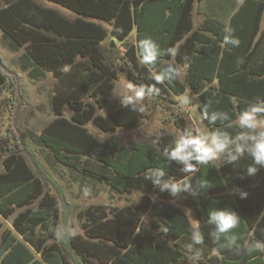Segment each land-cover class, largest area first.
<instances>
[{"label": "trees", "instance_id": "1", "mask_svg": "<svg viewBox=\"0 0 264 264\" xmlns=\"http://www.w3.org/2000/svg\"><path fill=\"white\" fill-rule=\"evenodd\" d=\"M48 1L74 12L76 18L35 0H13L0 8V29L13 46H25L33 70L48 69L57 79L52 99L57 117L41 130L40 137L64 165L82 169L118 193L140 191L144 199L135 206L116 208L110 218L84 224V235L77 234L66 243H50L57 239L52 229L60 224V203L46 192V183L27 157L9 149L7 140H0V230L4 219L23 208L12 226L3 229L0 264H181L187 262L188 253L197 255L202 264H264V252L254 248L256 241L264 243V167L257 166V174L248 176L250 156L218 167L197 165L198 171L189 179L193 184L203 180L210 187L198 198L188 192L173 197L145 179L149 168H162L166 179L184 178L183 165L166 155L175 140L172 134L155 136L156 144L137 141L125 145L115 135L100 140L86 127L93 122L105 132H113L116 126L137 128L143 115L123 106L111 111L108 119L98 113L118 78L101 48L109 31L93 20L98 19L112 25L111 34L122 43L136 31V43L126 50L140 77L136 80L130 75L136 86L155 85L160 97L181 95L190 87L201 100L202 118L205 107L209 114L216 111L229 116L228 121L215 124L203 118L210 131H227L235 137L240 131L239 115L249 104L264 101V0ZM195 6L203 16L198 25ZM225 27L240 40L238 47L223 44ZM145 38L160 48L153 66L142 65L138 58L136 45ZM173 47L175 57L166 54ZM169 65L186 66L185 80L179 77L155 84L149 78L153 70L160 72ZM65 66L67 71L61 72ZM0 70V83L10 79L15 84L11 73ZM87 97H94L95 103L86 102ZM67 107L72 110L70 117L65 115ZM177 124L186 129L183 118ZM235 189L247 192V198L242 199ZM184 194L189 195L187 203L196 211L204 236V243L192 250L187 248L193 228L188 216L163 201ZM150 209L162 219L167 233L153 232L143 224L139 212ZM214 209H229L239 216L238 226L221 236L219 243L210 237L214 226L207 224L208 213ZM231 236L237 237L243 249L240 254L229 250Z\"/></svg>", "mask_w": 264, "mask_h": 264}, {"label": "rangeland", "instance_id": "2", "mask_svg": "<svg viewBox=\"0 0 264 264\" xmlns=\"http://www.w3.org/2000/svg\"><path fill=\"white\" fill-rule=\"evenodd\" d=\"M10 1L13 0H0V8L6 6ZM35 1L43 7L59 11L68 18L74 19L77 16L74 12L51 1ZM202 19V16L198 15L195 10L197 25ZM93 20L102 24L109 31V36L101 43V48L105 54L106 62L118 71V78L113 80L114 89L109 101L103 108L98 109V113L108 119L111 111L122 106L115 94L129 83L135 85L130 75L136 80L140 79L126 53L127 48L136 43V31H133L122 43L111 34L112 25L102 20ZM11 41V38L0 29V60L17 74L19 80L18 91L16 78L12 73L15 84L9 82L10 79L0 83V140H7L9 149L23 153L27 157L31 167L46 183V192L57 198L60 203L59 227L69 226L78 234L84 235V224L102 218H110L116 208L135 206L144 199V196L140 191L118 193L105 181L92 178L86 175L82 169L64 165L55 158L52 150L42 141L40 133L57 117L52 104L54 85L57 79L48 69H42L41 72L33 70L34 64L26 60L25 46L17 49ZM26 64L29 67H25ZM0 69L2 68L0 67ZM178 70L181 73L180 79L184 81L187 67L178 65ZM153 72L155 71L153 70ZM182 96L191 97L189 110L181 109L178 100ZM15 97L18 101L15 100ZM85 100L95 103L94 97H87ZM200 102L198 95L189 87L181 95L171 93L164 97L158 95L146 97L143 102L144 111L141 124L137 128L128 129L116 126L113 132H105L93 122L87 123L86 127L100 140L115 135L125 145L137 141L156 144L155 136L164 133H170L176 138L183 132L180 125L177 124L178 118L185 120L186 129L211 133L200 113ZM71 112V108L67 107L65 115L70 117ZM188 197V194H184L177 199L163 201L182 209L188 216L191 225L199 226L196 211L187 203ZM37 203L38 201L32 206H37ZM22 209L18 208L10 219H4V228L12 226L13 218ZM139 216L143 224L153 232L162 231L165 227L162 219L153 209L147 212L140 211ZM3 229L0 230V241ZM54 241L66 243L68 238L54 239L50 243ZM186 260V263L181 264H202L200 258L195 254L188 253Z\"/></svg>", "mask_w": 264, "mask_h": 264}, {"label": "clouds", "instance_id": "3", "mask_svg": "<svg viewBox=\"0 0 264 264\" xmlns=\"http://www.w3.org/2000/svg\"><path fill=\"white\" fill-rule=\"evenodd\" d=\"M223 44H231L238 47L240 40L235 38L230 28L224 29ZM136 47L138 48V58L142 65L153 66L156 64L160 55L158 44L151 38L140 40ZM167 55L175 57L176 49L168 48ZM61 72L67 71V66L60 69ZM181 75L178 68L169 65L160 72H151L149 78L155 84H164L165 81L173 82ZM160 90L152 86H135L131 83L125 85L115 96L120 104L130 111L143 112V102L146 97L159 95ZM178 103L183 110H189L191 107V97L182 96ZM264 101L253 102L239 115L237 125L239 132L233 137L227 131H213L211 133L193 131L185 129L173 141V146L166 152L168 158L183 165L182 172L184 178L180 180L166 179V173L162 168H149L145 172V179L151 181L160 191L169 192L173 197L182 192H188L194 198H198L202 192L206 191L210 185L197 180L195 184L191 182L189 176L198 171L197 165L220 166L222 162L236 163L246 154L251 157L252 163L246 168L248 176H255L259 167H264ZM203 118L209 123L224 122L229 120V116L224 112L212 111L209 114V108L203 110ZM241 198H247V192L241 189H235ZM155 202V201H154ZM207 224L214 226L210 232V237L214 243H219L221 236L230 233L239 224V216L236 212L229 209H214L208 213ZM167 233V229H162ZM58 240L74 238L78 233L69 226L63 228L57 226L52 229ZM204 243V236L199 231L198 226L191 229L190 243L187 245L189 250L197 245ZM229 250L234 254H240L243 249L237 244V237L231 236L228 240ZM254 248L257 251L264 252V243L256 241ZM249 251L252 248H248Z\"/></svg>", "mask_w": 264, "mask_h": 264}, {"label": "water", "instance_id": "4", "mask_svg": "<svg viewBox=\"0 0 264 264\" xmlns=\"http://www.w3.org/2000/svg\"><path fill=\"white\" fill-rule=\"evenodd\" d=\"M0 67L2 69H4L5 71H8V72L12 73L15 76L16 82H17V91H18V88H19V80H18L17 74L14 73L13 71H11L1 60H0Z\"/></svg>", "mask_w": 264, "mask_h": 264}, {"label": "crops", "instance_id": "5", "mask_svg": "<svg viewBox=\"0 0 264 264\" xmlns=\"http://www.w3.org/2000/svg\"><path fill=\"white\" fill-rule=\"evenodd\" d=\"M197 9V6H195V9L194 10H196ZM197 11V10H196ZM195 12V11H194ZM202 18H203V16H202ZM203 20V19H202ZM201 20V21H202ZM182 66V65H181ZM184 67H186V66H184ZM236 123H237V120H236Z\"/></svg>", "mask_w": 264, "mask_h": 264}]
</instances>
